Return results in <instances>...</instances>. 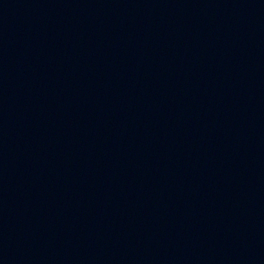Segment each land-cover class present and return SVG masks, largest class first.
Listing matches in <instances>:
<instances>
[{
  "label": "water",
  "instance_id": "obj_1",
  "mask_svg": "<svg viewBox=\"0 0 264 264\" xmlns=\"http://www.w3.org/2000/svg\"><path fill=\"white\" fill-rule=\"evenodd\" d=\"M0 264H264V0H0Z\"/></svg>",
  "mask_w": 264,
  "mask_h": 264
}]
</instances>
